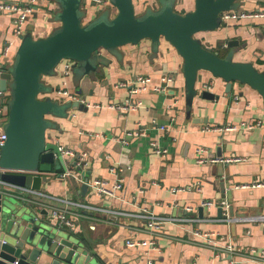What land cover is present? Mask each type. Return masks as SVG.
I'll use <instances>...</instances> for the list:
<instances>
[{
    "label": "crops",
    "instance_id": "obj_1",
    "mask_svg": "<svg viewBox=\"0 0 264 264\" xmlns=\"http://www.w3.org/2000/svg\"><path fill=\"white\" fill-rule=\"evenodd\" d=\"M0 1L26 5L30 0ZM238 2V12L264 13V0ZM43 3L37 0L35 9ZM193 8L194 0H179L176 5L180 13ZM136 9L140 12V6ZM96 13L91 7L88 19L96 17ZM14 17L15 13L0 11V70L5 57L13 59L21 42L15 33ZM29 25H33L32 31ZM56 25L47 22L43 11L35 10L24 32H32L35 38L43 37ZM200 39L209 49L223 53L229 51V41H236L234 59L252 62L264 70V16L222 21L218 29L201 33ZM121 52L123 58L119 62L102 51L110 64L102 67L95 79L85 77L78 87L72 82L71 74L63 73V63L55 75L44 79L55 89L54 96L81 104L71 109L67 118L56 119L58 129L50 131L48 138L76 153H86L83 172H76L78 178L104 181L109 189L122 178L123 187L109 195L99 194L91 184L84 191L81 180L64 178L52 169L49 173H39L44 177L42 191L55 198L111 211L134 212L146 208L159 216L194 220L165 223L152 231L145 220L100 211L85 214L80 207L71 206L70 218L75 228L59 229L83 243L100 264H229L230 256L221 255L228 244L238 250L234 258L240 264H258V257L264 252V224L222 221L219 219L224 210L222 213L219 210L225 200L230 218L264 214V98L251 86L239 82H234L227 93L226 81L201 71L197 82L199 93L207 90L216 97L207 100L197 95L188 115L183 59L169 42L162 40L157 54H153L150 40L126 45ZM169 73L175 75L173 87L167 93L153 91L152 87ZM140 75L151 78L147 90L132 96L130 85L118 86L121 82L129 84ZM59 89L69 91L76 98L60 95ZM130 96L141 101L136 110L119 113L109 107ZM229 126L236 128L226 130ZM139 129L145 135L129 138L127 145L122 142L127 132ZM150 141L167 149V154H157ZM200 157L228 161L199 162ZM234 157L242 159L229 160ZM72 164L69 157L67 165L71 171ZM204 201L214 204L204 206L201 218L198 207ZM52 204L63 205L57 200ZM41 210L38 209V218L54 224L50 215L42 214ZM194 231L211 234L218 247L193 234ZM151 239L156 241L153 248L127 244L130 240Z\"/></svg>",
    "mask_w": 264,
    "mask_h": 264
},
{
    "label": "water",
    "instance_id": "obj_2",
    "mask_svg": "<svg viewBox=\"0 0 264 264\" xmlns=\"http://www.w3.org/2000/svg\"><path fill=\"white\" fill-rule=\"evenodd\" d=\"M43 1L35 10L43 11L47 22L59 25L43 37L35 38L30 31L21 34L11 70L2 69L4 65L0 70V90L10 95L3 128L7 139L0 158L4 169L46 173L54 169L60 174L67 169L69 158L48 135L58 129L57 118H67L69 111L81 104L54 96L55 89L44 79L55 75L65 60L71 62L72 82L78 87L85 77L95 79L102 67L110 64L102 51L122 62V47L150 40L152 52L157 54L165 40L183 59L188 115L197 95L207 100L216 97L207 90L199 93L201 71L226 81L227 93L234 82H239L251 86L264 98V70L252 62L234 59L236 41L228 42L230 51L221 57L218 51L204 47L197 37L198 33L218 29L221 13L237 10L238 0H194V8L185 13L176 10L179 0H161L157 9L142 15L137 13L134 0H109L116 14L110 15V9L102 10L93 19H88L91 7H82L89 4L87 0ZM78 170L82 173V168ZM2 178L37 190L42 189L44 180L31 173L7 172ZM88 187L85 182L81 189L87 191ZM18 191L0 184V264H100L83 243L55 224L41 221L38 205L21 198ZM40 212L48 214L46 209ZM198 214L204 217V206L198 207Z\"/></svg>",
    "mask_w": 264,
    "mask_h": 264
},
{
    "label": "built area",
    "instance_id": "obj_3",
    "mask_svg": "<svg viewBox=\"0 0 264 264\" xmlns=\"http://www.w3.org/2000/svg\"><path fill=\"white\" fill-rule=\"evenodd\" d=\"M37 0H30L28 4L26 5H21V4H13V3H8V2H2L0 1V11H6V12H11L15 13L16 17L13 19V23L15 26V33L20 36L21 34L25 33L24 31L26 30V23L29 17L34 13L35 11V4ZM94 3L98 4H110L109 0H92ZM255 17V16H264V13H253V14H248L245 12H238L236 10L232 11H226L221 13V19L222 21H229L232 19H238L241 17ZM64 65L63 68V73L66 76H69L70 74V67H71V62L70 61H63L62 62ZM175 82V75L172 73L166 74L165 76L162 77L161 83L154 85L152 87V90L155 92H162V93H167L174 85ZM151 84V78L148 76H137L131 83H119L118 86L120 87H126L127 85H130L131 88L129 89L130 94L136 95L139 94L142 91L147 90ZM59 94L62 96H68L70 98H76L74 95H72L69 91L67 90H58ZM8 91L4 92L0 90V99L5 96ZM130 96L126 100L122 102H117V103H112L109 107L112 109L117 110L119 113H126L132 110H136L140 104V100H135ZM8 106V102L2 101L0 103V117L2 116H7V112L5 111V107ZM245 125V124H243ZM247 126V125H246ZM252 127V126H250ZM236 127L229 126L226 128V130L234 129ZM145 135V132L143 130H136V131H131L127 132V138H124L122 142L124 144H129V138H134V137H140ZM7 139L6 133L3 131L0 132V158H1V150H2V145L5 143ZM150 147L157 153L162 156H165L167 154V149L161 148L156 141H150ZM60 151L62 152L63 156L70 157L73 161L72 167L74 168L73 171L69 170L68 165L67 169L61 173V175L64 178H70V177H76L78 180H81L83 183H87L88 185L91 184L94 188L97 189L98 193L101 195H109L112 194L115 190H120L123 187V179L119 178L116 183L112 186L111 189L107 187V184L104 181L101 180H94L93 182L87 181L84 177L83 178H78L77 173L79 172L78 168H83L85 167V162H86V153H76L75 151L65 148L60 145ZM199 151H204V149H199ZM242 158H237L234 157L233 159L229 160H241ZM219 162V161H228V159H221L218 157H204L199 159V162ZM31 173V174H39L41 171H19V170H12V169H4L0 166V184H6L10 185L13 188L19 190L18 194L21 198L29 201V202H35L40 209H46L48 214L50 215L51 220L53 223L58 226V227H68L71 229H74L76 224L75 222L70 218V213L72 212L71 206H76L80 207L82 210L86 211L85 214H87L89 211H100L103 213L107 214H115L119 216H127L130 218H133L134 220H145L147 227L149 230H158L160 227L165 224V223H173V224H178L183 221H192L194 219L192 218H177V217H168V216H159L154 214L152 211L146 209V208H140L139 211H111L109 209L105 208H100L96 206H91L88 204H85L83 202H76V201H70L67 199H59L52 197L42 191V189H32L29 187H24V186H19L15 184H11L6 182L2 178L3 173ZM23 192V193H21ZM55 200L62 202V206H57L53 205L52 202ZM214 202L212 201H204L203 206H211L213 205ZM220 207H222V210H224V215L221 216L219 220L222 221H240V222H258L264 224V214L262 215H256V216H245V217H236V218H230L229 213H228V208L229 204L227 201H222L220 203ZM193 234L198 235V236H203L206 238V241L211 244L212 246L218 247L217 243L214 242V239L211 237V234H201L198 231H194ZM129 246H136V245H141L143 247H148V248H153L156 245V241L154 239H151L149 241L147 240H141V241H134L130 240L127 242ZM237 249L231 245L228 244L226 245L225 249L223 250V254L221 255H228L230 256L229 258V264H240L241 262L237 259L234 258V254L237 253ZM252 252H256L255 250H252ZM258 264H264V252H262L259 257H258Z\"/></svg>",
    "mask_w": 264,
    "mask_h": 264
},
{
    "label": "rangeland",
    "instance_id": "obj_4",
    "mask_svg": "<svg viewBox=\"0 0 264 264\" xmlns=\"http://www.w3.org/2000/svg\"><path fill=\"white\" fill-rule=\"evenodd\" d=\"M160 1L161 0H152V1H147V2H139L138 3V1L136 0V2H135V4H136V7H139L140 6V12H139V10H137V13L139 14V15H142V14H144V12L145 11H151V10H155V9H157V7H159V5H160ZM178 1V0H177ZM82 7H92V8H94L95 9V11L97 12L96 14L98 15V13H100V11H102V10H107V9H110V11H109V13H110V15H115L116 14V9L113 7V6H111L110 4H98V3H93V2H91V3H89V5L88 4H86V3H84L83 5H82ZM89 16V15H88ZM54 24H55V22H53ZM57 25L59 24V23H56ZM57 25L55 26V27H53V29L54 28H56L57 27ZM32 29H33V25H29V30L30 31H32ZM200 34L201 33H198L197 34V37L198 38H200ZM202 41V40H201ZM203 43V42H202ZM203 45H204V47H206V48H208L207 47V45L205 44V43H203ZM209 49V48H208ZM14 58H15V56L13 57V59H10L9 57H5V67H6V69L7 70H11V68H12V64H13V62H14ZM121 58V57H120ZM72 70V69H71ZM9 100H10V95H9V93H7L5 96H3L1 99H0V103L2 102V101H6V102H9ZM7 122V116H2V117H0V131H2L3 130V128H4V125H5V123ZM37 209H39L38 208V206L36 207Z\"/></svg>",
    "mask_w": 264,
    "mask_h": 264
},
{
    "label": "trees",
    "instance_id": "obj_5",
    "mask_svg": "<svg viewBox=\"0 0 264 264\" xmlns=\"http://www.w3.org/2000/svg\"><path fill=\"white\" fill-rule=\"evenodd\" d=\"M214 51H218V52H219V55H220L221 57H225V56L229 53L230 49H229V51H228L227 53H223L222 50H214ZM2 69H5V66L2 67Z\"/></svg>",
    "mask_w": 264,
    "mask_h": 264
}]
</instances>
